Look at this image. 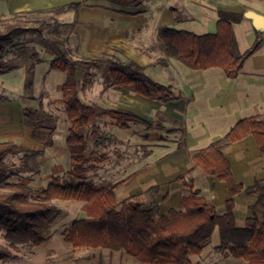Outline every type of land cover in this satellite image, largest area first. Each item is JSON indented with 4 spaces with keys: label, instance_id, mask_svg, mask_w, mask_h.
<instances>
[{
    "label": "crops",
    "instance_id": "0c3cea01",
    "mask_svg": "<svg viewBox=\"0 0 264 264\" xmlns=\"http://www.w3.org/2000/svg\"><path fill=\"white\" fill-rule=\"evenodd\" d=\"M0 3V18L45 11L55 12L59 22L74 23L72 28L75 31L74 42L85 58L92 60L108 56L126 63L135 61L143 66L145 72L155 81L171 85L182 95L179 99L162 101L139 95L132 88L125 86L100 87L101 85L92 82L88 87H84L85 74L79 69L77 73L79 96L83 102L86 103L84 91L89 94L98 91L99 96L106 102H133L131 105L116 108L130 110L150 121L160 120L166 128L177 129L172 133L158 129L142 131L134 128L146 129L145 125L132 123L129 128H122L127 131L124 137L113 133L136 153L134 156L124 155L116 169L106 164L105 170L109 166L111 168L101 174L103 165L100 164L97 171L87 174L88 181L95 185L109 182L111 186L104 187L114 186L117 201L140 195L145 209H155L157 216H167L171 209L181 208L186 191L177 177L188 174L199 194L215 205L217 213L226 212L225 202L229 197L227 183L214 175L205 174L201 168L195 166L192 153L225 136L239 120L264 114V44L246 60L238 76L231 78L222 68L191 69L174 58H168L166 66L155 63L157 58L165 56L158 42V30L167 25L197 34L213 33L217 31L219 11L242 14L241 21L233 22V28L239 49L245 51L254 43L257 31L264 34V18L261 28H258L255 20L249 16L255 13L264 17V0H124L122 4H116L112 0H0ZM71 3L80 5L57 11L58 8ZM150 42L159 49L158 55L154 58L149 54ZM24 46L18 45L8 54L7 59L4 58L8 67L0 74V90L4 91L9 99L0 106V119L7 118L6 105L14 102L19 103L23 117L25 116L23 105L39 108V103H44L45 111L64 108V104H61L59 97H56L47 83L41 85L39 90H35L36 74L33 90L30 93L25 90L27 68L33 60L32 54L30 56L24 52L25 55L20 56L16 52V49ZM42 50L48 49L36 48L38 56ZM156 65L162 68L156 69L152 76L149 74V68ZM37 67L38 65L36 69ZM15 71L24 73L23 89L14 84L12 76L6 77ZM52 72L61 71L50 69L45 78ZM65 80L66 78H62L59 83V91H62ZM149 100L154 103V107H145ZM172 114L178 115L179 124L172 123ZM151 133L153 137H148ZM156 134L163 136V139H157ZM4 139L6 137L0 135V141ZM53 144L52 139L51 145L40 148L44 152L38 156L37 173L32 180L34 188H46L56 176L53 174L46 179L42 178L46 168L45 160ZM38 146L41 147L39 142ZM222 151L231 164L234 179L245 188L264 178V153L252 135L225 145ZM54 164L62 169L60 175L69 171L64 167L63 161L55 159ZM153 187L157 189L152 190ZM55 202L60 206L62 213L44 233L47 237L45 243L33 248L30 256L14 258L12 264L17 261L23 264H48V260L59 257H70L74 264H145L120 250L106 248L75 250L65 241L63 233L74 221L86 216L83 210L85 202L75 200ZM256 202L257 198L248 195L245 190L236 195L234 215L238 227L246 226V220L253 215ZM216 235L218 239L211 244V239ZM211 239L201 254L190 257L191 264H200L207 260L215 262L219 259L216 258L217 255L232 257L220 248L221 237L218 227Z\"/></svg>",
    "mask_w": 264,
    "mask_h": 264
},
{
    "label": "trees",
    "instance_id": "16d2710c",
    "mask_svg": "<svg viewBox=\"0 0 264 264\" xmlns=\"http://www.w3.org/2000/svg\"><path fill=\"white\" fill-rule=\"evenodd\" d=\"M112 1L116 4L124 2ZM79 5L71 3L57 11ZM26 16L20 14L0 18V74L8 67L4 57L15 41L30 33L44 37V31L53 30V34L49 32L52 37L45 38L42 44L56 55L50 63V69L67 75L62 92L69 122L67 146L71 155V168L64 175L53 177L46 188L11 182L9 179L18 172L6 162L9 155L23 152L25 156L37 157L44 151L36 149L30 152L17 143L0 142V232L4 240L0 242V264L16 257L20 246L35 248L45 243L47 237L44 233L62 213L55 202L57 200L85 202L83 210L86 216L74 221L63 233L65 241L75 250L106 248L124 251L145 264H191L190 257L202 253L218 227L220 248L227 251L228 256L241 259L245 264H264V178L245 188L234 179L231 164L222 151L225 145L252 135L264 153V114L239 120L225 136L192 153L195 166L205 174L214 175L227 183L229 197L225 202V213H217L215 205L199 194L188 174L177 177L186 191L181 208L171 209L167 216H157L155 209H145L140 195L117 201L114 186L95 185L87 180V173L97 171L99 163L106 158L105 155L90 153L89 142L92 141L98 149L119 139L97 126L88 131L85 129L98 116L108 118L114 125L124 129L132 123L143 124L148 130H166L168 133L177 129L166 128L160 120L150 121L130 110L83 102L79 96L78 70L81 67L87 70L83 79L84 87L93 82L91 70L106 64L105 75L110 87H130L139 95L162 101L179 99L182 95L171 85L155 81L135 61L126 63L112 57L73 59L70 48L56 34L59 26L73 28L74 23H61L54 19L55 27L45 20L32 25ZM219 17L217 31L213 33L197 34L167 25L160 27L158 38L165 56L157 58L155 63L166 66L167 59L174 58L191 69L219 67L228 77L238 76L246 60L263 46L264 34L257 31L252 46L241 51L233 22L241 21L242 14L219 11ZM31 57L33 62L27 68L25 81L27 93L33 90L36 62L39 61L37 52ZM35 125L41 127L42 124L36 122ZM148 137L153 136L151 134ZM156 138L163 139V136L156 134ZM51 144L52 140L46 143ZM243 190L256 197L257 202L253 207V215L246 220V226L238 227L234 207L236 195Z\"/></svg>",
    "mask_w": 264,
    "mask_h": 264
},
{
    "label": "rangeland",
    "instance_id": "374dc122",
    "mask_svg": "<svg viewBox=\"0 0 264 264\" xmlns=\"http://www.w3.org/2000/svg\"><path fill=\"white\" fill-rule=\"evenodd\" d=\"M25 15H27L26 17L28 18L29 22L32 25H35V23L40 20H45L49 23L51 22L54 25L53 20L56 19V14L53 11H45L42 13L40 12L29 13ZM73 31L74 30L70 26H59L58 34H56V36L58 35V37L63 41L64 45L70 48L71 56L73 59L85 58L79 52L77 43L74 42L75 31L74 33ZM49 32L53 34V30L51 29L50 31H44V37L40 36L37 33H30V34L25 35L21 39L15 41L14 45H12L11 47L7 49L8 51L5 54L6 59H7L8 54L12 51V49L16 48L18 45H21V44L25 46L20 49H16V52H18L20 56L25 55L24 52H26V54L31 56V54L36 52V48L44 47L42 43L45 40V38L52 37V35H50ZM85 33H87V31ZM81 35L85 36L84 34H81ZM158 42H160V39L158 40ZM150 44H151V48L149 49V54L152 58H154L158 55L159 49H158V46L154 45L152 42H150ZM159 45H161V42L159 43ZM52 52L53 51L49 49L45 51L43 50L39 51L40 60L36 62V65H38V67L37 69L35 68L36 71L34 72V75L36 74L35 90H39L41 85H45L47 83L48 85H50L52 91L55 92L56 97H59L61 104H63L62 91L61 90L59 91V83L62 81V78H66V74H64L63 72H52L48 78H45L46 74H48V72L50 71L49 63L51 62L49 61H51V59L53 60L54 58H56L55 53L54 52L52 53ZM105 58H108V56L101 57V59H105ZM179 63L182 64V62H179ZM182 65L186 66L185 64H182ZM106 68H107V65L103 64L100 68L91 70V72L93 73L92 81L95 82L97 85H101L100 87L108 86L106 75H105ZM161 68L162 67L159 65L151 66L149 68V72H150L149 74L153 76V72L156 69H161ZM80 69L84 72V74L87 73L86 69L82 67ZM23 75L24 73L22 71H15L12 74L6 75V77L9 78L12 76L14 84L18 87L21 86V89H23L24 88L22 86L24 84L22 81ZM82 78L83 76L81 73L80 80H82ZM83 96L85 97L87 104H98L101 106L122 107V106L131 105V103H133V102L131 103L106 102L102 99V97L99 96L98 91L90 92V94L84 91ZM6 99H9L7 98V94L4 91L0 90V106H2L3 103H5ZM39 105H40L39 108L27 107L26 105L25 107L23 105L22 109L25 115L23 117L20 112V107H19L18 102L7 104L6 105V107L8 108V113L6 114L7 118L0 119V135H4L6 139L1 140L0 142L12 141L30 150V152H32L31 150L45 148L46 143L49 140L53 139L54 144L49 149L50 152L47 155V159L45 158L46 168L42 173V178L46 179L50 175L54 174L57 176L62 173V169L54 164L55 159H57L59 162L63 161L64 167H66L67 170L71 168V155H70V151L68 149L67 142H66L68 131H69V122L67 121V115L65 113L64 108L62 109L54 108L52 111H45V104L39 103ZM145 107L152 108L154 107V103H152V101L149 100L146 102ZM171 119H172L171 121L173 124H176L179 121L178 115L172 114ZM36 122H40V124H42L41 127L36 126L35 125ZM95 126L99 127L103 132L109 135H113V136H115L114 134H116L121 137H124V135H126V132H127L124 129L114 125V123L110 119L99 117V116L95 118L92 125L86 128L85 131L92 130ZM134 129L135 130L140 129L142 131L147 130V129H144V127H135ZM38 142L40 143L41 147L38 146ZM89 152L90 153L95 152L98 155L106 156L105 160L99 163V166L100 164L103 165L102 170H100V174L106 172V170H110L111 168L110 166L107 167V169L105 170L106 164L112 165V168L116 169L118 168V165L121 164V159L124 155L129 154V155L134 156V154L136 153L134 152V150L131 149V147L128 148L127 144L125 142L123 143V141L121 140L119 141L113 140L110 143L98 149H96L94 146V143L90 141L89 142ZM106 161H108V163ZM6 162L10 165L12 170H17L18 172L15 176L11 177L9 181L23 183V184L32 186L33 176H35V174L37 173L36 171L38 167L37 164L39 162L38 156L37 157H34L32 155L25 156V154L21 152L17 155H9L6 158ZM93 180L96 182H100L96 178H94ZM199 181L200 180H198V183ZM99 185L111 186L110 183L107 181ZM2 235L3 233L0 232V242L1 243L4 242ZM217 239H218V235H216V237L214 236L211 239L212 240L211 244ZM32 250L33 248L30 246H20L19 251L16 252L18 255L16 257H13V258H10L4 261L3 264H12V260H14V258H17V257L30 256V254L32 253ZM216 252L218 254V251ZM216 258H219V259L215 260V262H210L209 260H207L200 264H244L245 263L243 260L235 259L233 257L225 258V257H221L220 255H217ZM47 263L74 264L75 262L71 261L70 257L68 258L59 257L53 260L51 259L50 261L48 260ZM13 264H23V263H21L20 261H17V263H13Z\"/></svg>",
    "mask_w": 264,
    "mask_h": 264
},
{
    "label": "water",
    "instance_id": "95a60500",
    "mask_svg": "<svg viewBox=\"0 0 264 264\" xmlns=\"http://www.w3.org/2000/svg\"><path fill=\"white\" fill-rule=\"evenodd\" d=\"M249 16H251L255 20L256 26L258 28H261L264 17L260 14H255V13H251L249 14Z\"/></svg>",
    "mask_w": 264,
    "mask_h": 264
}]
</instances>
